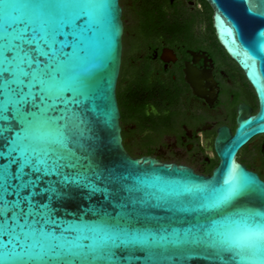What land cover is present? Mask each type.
Returning a JSON list of instances; mask_svg holds the SVG:
<instances>
[{
  "label": "snow or ice",
  "instance_id": "obj_1",
  "mask_svg": "<svg viewBox=\"0 0 264 264\" xmlns=\"http://www.w3.org/2000/svg\"><path fill=\"white\" fill-rule=\"evenodd\" d=\"M109 7V0H0V236L7 238L0 261L264 264V210L252 203L264 209V184L253 177L233 169L222 181L174 187L161 177L106 173L94 162L90 101L95 70L110 50L109 38L100 51L97 26H111ZM81 17L96 26L83 44ZM59 35L77 39L71 55L64 44L53 47ZM84 196L96 204L84 216L69 213ZM154 206L190 226L156 223L148 215Z\"/></svg>",
  "mask_w": 264,
  "mask_h": 264
},
{
  "label": "flooded vegetation",
  "instance_id": "obj_2",
  "mask_svg": "<svg viewBox=\"0 0 264 264\" xmlns=\"http://www.w3.org/2000/svg\"><path fill=\"white\" fill-rule=\"evenodd\" d=\"M122 143L133 157L152 156L208 175L217 163L220 127L233 133L239 111L257 112L255 91L217 39L204 0H128L130 51L118 94ZM236 160L264 181V134Z\"/></svg>",
  "mask_w": 264,
  "mask_h": 264
},
{
  "label": "water",
  "instance_id": "obj_3",
  "mask_svg": "<svg viewBox=\"0 0 264 264\" xmlns=\"http://www.w3.org/2000/svg\"><path fill=\"white\" fill-rule=\"evenodd\" d=\"M211 8L212 24L218 41L227 54L244 72L246 79L253 87L257 101V112L251 114L248 110L239 111L236 118V127L233 133L226 126L217 130L213 141L217 163L208 175L199 174L192 168L171 162H162L152 156L133 157L124 148L121 136L120 110L117 101V83L120 74L124 23L122 19V7L120 0H109L110 7L107 11V19L110 25L101 23L97 26V45L103 52L109 43L110 50L102 55L99 66L95 70L94 85L95 94L90 101L93 111L89 113L93 131L99 137L98 145L94 146V162L100 169L113 171L120 176L143 178L151 181L155 177H161L171 182L175 187L181 182L203 184L216 180H223L229 171L236 169L243 174L253 177L259 184H264L260 177L246 169L236 160L238 150L248 140L257 135L264 134V0H204ZM16 2V0H8ZM87 2V0H77ZM87 17H81L77 24L84 29L86 35L79 43H86L96 31V26L89 29L86 25ZM114 27V31L112 30ZM67 27L65 32H67ZM54 48H60L62 44L64 53L71 55L73 44L77 39L73 36L59 35ZM65 40L68 43H64ZM3 46V14L0 10V49ZM66 95H70L67 93ZM57 105V109H62ZM54 112L53 115H57ZM155 202H153L154 204ZM253 204L260 209L258 201ZM96 204V200H89L87 196L77 199L69 204L68 211L76 216H84L83 209ZM156 223L174 224L181 229H186L189 224L173 219L174 213L166 208L154 206L148 212ZM69 218H72L71 216ZM84 218H90L85 216ZM3 231L0 226V232ZM7 242V238L0 236V247ZM16 247L9 244V248ZM19 252V248L16 247ZM2 264V261H0ZM166 264H208L200 259L182 258L167 261Z\"/></svg>",
  "mask_w": 264,
  "mask_h": 264
},
{
  "label": "rangeland",
  "instance_id": "obj_4",
  "mask_svg": "<svg viewBox=\"0 0 264 264\" xmlns=\"http://www.w3.org/2000/svg\"><path fill=\"white\" fill-rule=\"evenodd\" d=\"M120 3L123 6L124 9V17H125V23H126V33L124 35V52H125V61H124V67L121 70V75H120V86H119V90L122 91L123 87H124V80L126 78V74H127V68H128V64H127V58L129 55V51H130V12H129V5H128V0H120Z\"/></svg>",
  "mask_w": 264,
  "mask_h": 264
},
{
  "label": "trees",
  "instance_id": "obj_5",
  "mask_svg": "<svg viewBox=\"0 0 264 264\" xmlns=\"http://www.w3.org/2000/svg\"><path fill=\"white\" fill-rule=\"evenodd\" d=\"M120 84H121V83L119 82V84H118V94H119V91H120V90H119V86H120Z\"/></svg>",
  "mask_w": 264,
  "mask_h": 264
}]
</instances>
